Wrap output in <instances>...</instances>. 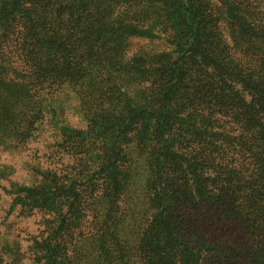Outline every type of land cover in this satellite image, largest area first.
<instances>
[{
  "label": "trees",
  "instance_id": "16d2710c",
  "mask_svg": "<svg viewBox=\"0 0 264 264\" xmlns=\"http://www.w3.org/2000/svg\"><path fill=\"white\" fill-rule=\"evenodd\" d=\"M1 1L0 38L19 32L25 80L19 89L0 85V140H30L42 117L43 94L64 88L96 106L109 95L117 107L130 99L124 110L139 127L135 143L128 138L131 173L124 169L127 148L112 147L92 172L80 169L67 184L43 172L37 191L27 190L30 197L21 200L38 203L37 211L55 218L47 237L36 242L39 264H80L70 246L91 213L99 228L86 240L99 236L103 264H264V108L257 105L254 87L262 70L251 62L240 68L237 60H210L202 48L204 32L210 35L207 15L195 0H182L179 13L183 54L152 68L133 92L127 65L118 62L119 71L108 75L102 42L97 43L101 29L112 31L127 16V10L116 9L130 0H111L110 10H99L102 4L88 9L83 0H71L69 10H58L59 0ZM231 19L238 34L264 35V28H253L236 10ZM67 134L83 135L72 129ZM129 193L127 218L119 202ZM21 205L22 214L34 210Z\"/></svg>",
  "mask_w": 264,
  "mask_h": 264
},
{
  "label": "rangeland",
  "instance_id": "374dc122",
  "mask_svg": "<svg viewBox=\"0 0 264 264\" xmlns=\"http://www.w3.org/2000/svg\"><path fill=\"white\" fill-rule=\"evenodd\" d=\"M130 1L128 6H115L119 13L127 10V16L112 25V31L101 33L104 30L101 29L97 43L102 42L100 49L105 51L107 57L105 63L108 75L119 71L118 62L127 65L124 73L131 78L133 92L136 82L140 83L139 87L144 85L142 83L152 68L161 69L183 54L179 13L184 3L182 0ZM82 2L87 4L88 9H97L98 4L103 5L99 10H110L113 7L111 0ZM59 3L61 5H58V10H69L71 0H59ZM195 3L207 15L206 31L210 35L208 37L204 32L202 48L208 52L210 60H237L240 68L251 62L254 68L262 70L254 87L257 86L259 93L257 105L264 108V79L261 77L264 73V35L258 32L257 36H248L247 30L238 34L231 19L232 11L236 10L250 26L261 30L264 28V0H195ZM1 25L0 20V28ZM17 27L18 23L15 22L14 29ZM18 33L15 31L5 39L0 38V85L7 82L13 89L22 88L20 83L25 80L18 52L17 43L21 42ZM88 33L92 37V32ZM228 55L231 57L227 58ZM43 97L42 117L30 140L23 145L14 136L0 140V264H39L37 254L40 247L36 242H42L47 237V229L55 218L51 214L37 211L38 203L28 204L21 199L30 197L27 190L37 191L39 186L36 183L41 179V173L51 171L66 178L63 181L67 184L69 179L76 177L78 170L86 168L91 171L101 166L112 147L115 152L127 148L124 169L131 173V144L135 143L133 134L139 132V127L131 112L124 110L130 105V99L127 105L117 107L109 95L103 104L96 106L87 96L65 88L50 95L43 94ZM112 124L120 126V129H111ZM70 129L81 131L83 135L68 136L67 131ZM129 137L132 143H128ZM136 162L132 166L139 171ZM14 194L18 197L16 201L12 200ZM34 198H38L37 195ZM24 203L34 205V210L28 215L21 213V204ZM119 205L121 215L130 218L131 194L123 197ZM91 214L83 220L81 232H76L79 237L72 240L70 253L72 257L78 254L80 264H103L105 260L99 236L86 240L99 228L97 218ZM128 227H131V223ZM130 235L125 234L129 243Z\"/></svg>",
  "mask_w": 264,
  "mask_h": 264
}]
</instances>
